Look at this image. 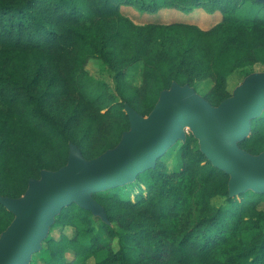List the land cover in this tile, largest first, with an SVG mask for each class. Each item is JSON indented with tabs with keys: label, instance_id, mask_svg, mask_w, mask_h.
<instances>
[{
	"label": "trees",
	"instance_id": "trees-1",
	"mask_svg": "<svg viewBox=\"0 0 264 264\" xmlns=\"http://www.w3.org/2000/svg\"><path fill=\"white\" fill-rule=\"evenodd\" d=\"M247 4L258 6L254 15L240 14ZM123 6L223 17L207 29L137 25ZM260 49L259 0H0V194L19 197L42 169L66 164L71 141L89 159L115 147L130 128L125 103L147 115L173 81L195 86L210 77L204 96L219 104L231 95L228 76L255 63ZM97 56L116 72L118 95L87 70ZM139 61L142 83L130 85L126 71ZM240 146L264 151V112ZM229 178L188 133L135 182L94 193L109 222L76 203L65 207L30 264H264V193L231 197ZM130 185L139 188L134 197ZM219 195L227 206L213 205ZM13 218L0 203V234Z\"/></svg>",
	"mask_w": 264,
	"mask_h": 264
},
{
	"label": "water",
	"instance_id": "water-1",
	"mask_svg": "<svg viewBox=\"0 0 264 264\" xmlns=\"http://www.w3.org/2000/svg\"><path fill=\"white\" fill-rule=\"evenodd\" d=\"M124 110L130 128L115 147L89 159L71 141L66 164L42 169L19 197L0 194V203L14 214L0 234V264H30L56 217L73 203L109 222L94 193L135 182L178 141H186L188 130L212 164L229 174L231 197L248 190L264 193V151L253 154L240 146L252 132V121L264 112V71L248 74L217 105L190 83L173 81L149 114L127 102Z\"/></svg>",
	"mask_w": 264,
	"mask_h": 264
},
{
	"label": "rangeland",
	"instance_id": "rangeland-1",
	"mask_svg": "<svg viewBox=\"0 0 264 264\" xmlns=\"http://www.w3.org/2000/svg\"><path fill=\"white\" fill-rule=\"evenodd\" d=\"M257 5H245L242 7L240 14L242 16L245 15H254L255 11L257 10ZM121 13L123 16L127 17L131 21H133L137 25H148L152 23H160L166 24L175 21H183V22H191L196 23L202 28H210L218 23L222 19V13L217 11L215 13H209L203 8H195L191 12H183L174 8H163L157 12H145L133 6H123L121 9ZM87 70L89 71L90 75H92L97 80L103 82L107 89L115 95H118V87L120 85L119 79H117L116 72L111 68L110 64L104 61L101 57L97 56L91 58L87 65ZM142 69H143V62L139 61L132 66H130L125 75V79L127 80L128 84L134 86H140L142 83ZM255 71H264V49L258 50V60L246 66L237 67L229 76L227 80V89L232 94L234 89L243 82L244 78L250 74L251 72ZM198 81V80H195ZM214 86V82L212 78H205L200 80L199 82L195 83V87L197 91L205 95L211 87ZM188 133H191L188 130ZM179 145L176 146V154L178 151ZM177 163V159L169 164V168H172L173 165ZM126 191L130 192V195L134 197L136 192L139 188L135 186H127ZM212 203L215 206H227L228 202L225 196H216L212 199ZM259 210L264 211V201L261 202L259 205ZM60 229L56 230V235ZM65 232L70 234L74 232L73 228H66ZM87 238V237H86ZM85 238V239H86ZM86 241V240H85ZM114 246L118 247L117 244ZM70 256V254H69ZM71 257L73 254L71 253ZM97 260L93 257L89 258L88 260L84 261V264H96Z\"/></svg>",
	"mask_w": 264,
	"mask_h": 264
}]
</instances>
